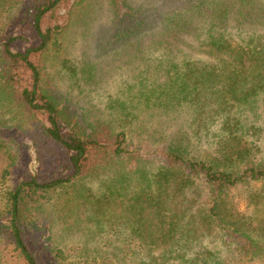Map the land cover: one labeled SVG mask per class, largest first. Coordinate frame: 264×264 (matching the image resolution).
Listing matches in <instances>:
<instances>
[{"label": "trees", "instance_id": "16d2710c", "mask_svg": "<svg viewBox=\"0 0 264 264\" xmlns=\"http://www.w3.org/2000/svg\"><path fill=\"white\" fill-rule=\"evenodd\" d=\"M68 1L0 0V264H264V124L243 118L264 110V30L234 36L218 24L232 16L240 26H264V15L253 21L261 12L249 0H201L198 14L208 18V35L195 36L201 55L177 54L159 68L147 59L155 70L144 73L132 102L115 97L102 115H79L61 104L45 74L67 26L44 20ZM128 16L114 37L132 51L143 41L174 44L182 36L171 35L195 22L178 12L163 36H129L141 20ZM25 24L37 41L24 47L26 38L8 27ZM91 70L82 80L92 81ZM152 106L187 108L193 134L162 140L159 166L129 169L137 159L133 132ZM30 146L36 171L27 165ZM90 179H101L98 191ZM82 209L100 245H79L74 256L73 247L40 243L38 214L53 211L70 232Z\"/></svg>", "mask_w": 264, "mask_h": 264}, {"label": "rangeland", "instance_id": "374dc122", "mask_svg": "<svg viewBox=\"0 0 264 264\" xmlns=\"http://www.w3.org/2000/svg\"><path fill=\"white\" fill-rule=\"evenodd\" d=\"M200 5L201 0H69L61 4L56 13H49L44 20V26L55 24L67 26L62 38V52L54 57L51 54L48 60L45 74L50 90L58 96L62 105L65 104L71 112L79 115L81 113L102 115L106 106L115 97H117L115 102L117 99L125 100V97L128 102H132L129 97L145 88L144 73L151 74L155 70L154 67L151 70L147 68L145 60L150 59L153 66L159 68L177 54L182 57L186 52L201 55V42L195 39V36L208 35L206 27L208 18L204 11L198 14ZM251 5L261 12V15H254L253 21H257L264 15V0H249L247 7ZM203 9L205 7L202 5L201 10ZM178 12L184 13V18L188 21L193 19L195 22H190V31L186 28L177 35H173L174 33L171 35L182 36L181 41L178 38L174 40V44L159 46L160 44L155 42L147 46L146 41H143L142 51H132L114 37L120 36L117 30L121 29L118 24L123 18L130 24V16H128L130 13L134 14L131 22L141 20V26L138 32L129 36H163L164 28L175 24ZM248 18L253 19V17ZM224 22V24L218 23L222 25L221 32L234 36H249L251 32L264 30L262 25L240 26L241 24H236L232 16ZM8 29L26 38L19 46L25 47L37 41L27 24L12 25ZM175 44L178 47H175ZM180 48H183V51ZM65 59L69 60L67 62L69 66L77 69L75 77L69 75L73 72L64 66ZM179 59L177 56L175 60ZM90 68L92 72L89 75H92L90 77L92 81L82 80L84 71ZM147 109L149 110H144L142 114L140 123L142 129L133 132L138 136L130 149L134 150L137 159L127 167L129 169L143 166L152 169L159 166L165 161L161 154L162 140H167L168 137L180 132L193 134L187 108L177 107L163 111L152 106ZM108 112L114 114L110 109ZM138 112L141 116V111ZM243 118L258 119L264 124V110L261 107L256 113L246 110L243 112ZM27 142L30 144L29 141ZM28 150L27 165L32 171H36L38 162L34 149L30 146ZM260 155L263 156L264 152ZM86 183L94 191H98L101 179H90ZM241 207H245L243 200ZM78 219L75 228L67 232L62 229L63 225L56 214L48 210L37 215L33 230L40 243L51 246L55 242L61 246L73 247L75 250H71V253L78 256L79 245L87 243L92 248L100 245V237L95 235L96 226L90 220L89 212L82 209Z\"/></svg>", "mask_w": 264, "mask_h": 264}]
</instances>
